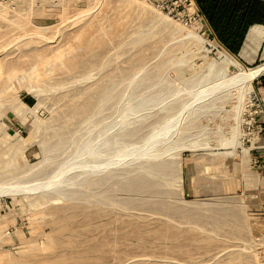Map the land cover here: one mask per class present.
Masks as SVG:
<instances>
[{
	"label": "rangeland",
	"instance_id": "obj_1",
	"mask_svg": "<svg viewBox=\"0 0 264 264\" xmlns=\"http://www.w3.org/2000/svg\"><path fill=\"white\" fill-rule=\"evenodd\" d=\"M225 52L180 0H0V264H264V75Z\"/></svg>",
	"mask_w": 264,
	"mask_h": 264
},
{
	"label": "trees",
	"instance_id": "obj_2",
	"mask_svg": "<svg viewBox=\"0 0 264 264\" xmlns=\"http://www.w3.org/2000/svg\"><path fill=\"white\" fill-rule=\"evenodd\" d=\"M253 1L255 4L247 1V4L242 5L240 0L231 6L223 0H215L214 3L212 0H206L198 3L200 13L210 23L216 24L215 31L219 41L234 55L239 53L249 26L256 23L264 25V1ZM223 21L226 30H218Z\"/></svg>",
	"mask_w": 264,
	"mask_h": 264
},
{
	"label": "bare ground",
	"instance_id": "obj_3",
	"mask_svg": "<svg viewBox=\"0 0 264 264\" xmlns=\"http://www.w3.org/2000/svg\"><path fill=\"white\" fill-rule=\"evenodd\" d=\"M193 5L195 8H197L195 4ZM263 39L264 27L254 26L250 29L241 52V56L246 60L247 63L254 64L256 55L263 43ZM225 57L228 60L229 64L235 67L237 70V74L234 77L233 84H240L242 92L245 85L246 89L251 92L253 90V82L257 78L264 75V63L254 66L253 68H240L237 65L238 63L236 61V58L230 53L225 52Z\"/></svg>",
	"mask_w": 264,
	"mask_h": 264
},
{
	"label": "crops",
	"instance_id": "obj_4",
	"mask_svg": "<svg viewBox=\"0 0 264 264\" xmlns=\"http://www.w3.org/2000/svg\"><path fill=\"white\" fill-rule=\"evenodd\" d=\"M194 1V3L197 5V7H198V3L199 2H204V1H206V0H193ZM213 1V3H214V1L215 0H212ZM238 1H240V0H223V2H228L229 3V5L231 6L232 4H236ZM247 1H249V2H251V4H255V2L253 1V0H241V4L242 5H245V4H247ZM259 1H264V0H258V2ZM215 5V4H214ZM198 9H199V7H198ZM199 11H200V9H199ZM205 18V21H206V23H207V26H208V28L210 29V31H211V34H212V36L220 43V45L221 46H223L224 47V49H226L227 51H229L220 41H219V39H218V37H217V33H216V31H215V28H216V24H212V23H210L209 22V20L206 18V17H204ZM257 21V20H256ZM256 21H254V22H256ZM214 23V22H213ZM225 21H223L221 24H220V26L218 27V30H226L225 29ZM254 26H262V27H264V25H262V24H253V25H251V26H249V28L251 27H254ZM248 28V29H249ZM247 32H248V30H247ZM246 32V33H247ZM225 32H223V34H224ZM245 36H246V34H245ZM247 38V37H246ZM244 39H245V37H244ZM243 42H244V40H243ZM243 42H242V44H243ZM245 43V42H244ZM244 45V44H243ZM242 46V45H241ZM264 48V39H263V43H262V45H261V47H260V49H259V51H258V53H257V55H256V59L257 58H259V56L261 55V52H262V49ZM241 50H239L240 51V53L238 54V57L242 60V61H244V62H246V60L241 56V52H242V49H243V46H242V48H240ZM255 59V60H256ZM247 63V62H246ZM247 64H249V63H247Z\"/></svg>",
	"mask_w": 264,
	"mask_h": 264
},
{
	"label": "built area",
	"instance_id": "obj_5",
	"mask_svg": "<svg viewBox=\"0 0 264 264\" xmlns=\"http://www.w3.org/2000/svg\"><path fill=\"white\" fill-rule=\"evenodd\" d=\"M182 3H190V4H195L193 0H180ZM198 15V14H197ZM203 16V15H202ZM201 18V16H199ZM204 18V16H203ZM205 19V18H204Z\"/></svg>",
	"mask_w": 264,
	"mask_h": 264
},
{
	"label": "water",
	"instance_id": "obj_6",
	"mask_svg": "<svg viewBox=\"0 0 264 264\" xmlns=\"http://www.w3.org/2000/svg\"><path fill=\"white\" fill-rule=\"evenodd\" d=\"M250 29H251V27L248 29V32L246 33V36H245L244 42H245V40H246V37H247V35H248ZM244 42H243V44H244ZM243 44H242V46H243ZM242 46H241V48H242ZM240 50H241V49H240ZM239 53H240V51H239ZM239 53H238V54H239Z\"/></svg>",
	"mask_w": 264,
	"mask_h": 264
}]
</instances>
